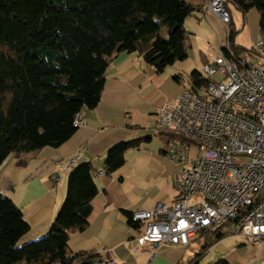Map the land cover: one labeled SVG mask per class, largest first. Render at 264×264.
Wrapping results in <instances>:
<instances>
[{
  "label": "trees",
  "instance_id": "16d2710c",
  "mask_svg": "<svg viewBox=\"0 0 264 264\" xmlns=\"http://www.w3.org/2000/svg\"><path fill=\"white\" fill-rule=\"evenodd\" d=\"M230 5L244 21L255 8L259 30L264 31V0L227 2L229 45L235 52L248 50L235 43L239 29ZM195 9L185 0H0V165L11 153L20 156L66 141L77 128L74 114L99 102L105 69L117 53L137 51L157 72L187 57L190 44L183 22ZM205 83L201 71L190 73L189 85L195 92ZM158 133L182 140L171 130ZM150 138L139 135L109 146L105 172L119 168L126 151ZM96 173L90 161L72 167L64 199L48 230L21 244L18 240L29 224L14 201L0 192V264L97 260L99 254L93 250L72 251L68 246L70 233L89 223Z\"/></svg>",
  "mask_w": 264,
  "mask_h": 264
},
{
  "label": "crops",
  "instance_id": "0c3cea01",
  "mask_svg": "<svg viewBox=\"0 0 264 264\" xmlns=\"http://www.w3.org/2000/svg\"><path fill=\"white\" fill-rule=\"evenodd\" d=\"M185 1L196 7L183 22L190 44L187 57L157 72L137 51L117 53L105 69L99 102L93 108H82L84 123L66 141L20 156L11 153L0 165V192L14 201L29 224L19 244L45 234L64 199L70 169L90 161L97 170L93 176L97 193L89 223L71 232L68 239L72 251L93 250L102 259L88 264H109L110 259L123 264H209L220 259L226 264H264V243L237 233L231 221L193 237L188 244L151 243L156 249L152 256L147 249L134 251L128 246V239L138 236L140 228L130 224L127 213L157 202L169 204L175 196L172 179L180 163L167 150L172 140L180 139L158 133L166 130L156 126L158 106L174 100L190 84V73L200 72L227 44L225 27L207 11V0ZM257 34L250 31L248 46L236 37L235 43L248 48ZM139 135L151 138L126 151L124 163L106 173L104 158L109 146ZM71 159L73 164L68 167ZM196 241L199 249L195 253L190 244ZM197 253L199 258L192 261Z\"/></svg>",
  "mask_w": 264,
  "mask_h": 264
},
{
  "label": "built area",
  "instance_id": "2783aa9c",
  "mask_svg": "<svg viewBox=\"0 0 264 264\" xmlns=\"http://www.w3.org/2000/svg\"><path fill=\"white\" fill-rule=\"evenodd\" d=\"M227 2L207 0L206 9L228 36ZM222 48L202 65L206 83L197 92L188 85L158 106L157 128L182 137L167 150L180 168L172 179L171 203L157 202L129 217L140 228L128 239L134 251L147 249L152 256L151 243L188 244L237 216L236 232L264 243V31L248 50L235 52L228 40ZM83 123L80 110L73 126ZM109 264L123 263L110 259Z\"/></svg>",
  "mask_w": 264,
  "mask_h": 264
},
{
  "label": "rangeland",
  "instance_id": "374dc122",
  "mask_svg": "<svg viewBox=\"0 0 264 264\" xmlns=\"http://www.w3.org/2000/svg\"><path fill=\"white\" fill-rule=\"evenodd\" d=\"M230 8L233 11V16H234L233 20H234V24L236 26V29H242L243 28L242 30L239 31V33L241 32L242 34L240 36L236 37L237 38L236 40L240 44H244L245 46H248L250 43V31H255L257 34V32L259 30L258 29L259 28V13L255 8H252L246 14L245 21H244L243 15L240 12H238V10L236 11V9L231 5H230ZM193 151H195V149H193ZM221 224H220V226H221ZM209 235H210V237L214 236L213 233H210ZM201 241H205V240L201 239ZM190 245H191L190 249L193 252H195V253L198 252L197 250L199 249V247H198L199 242H197V241L192 242Z\"/></svg>",
  "mask_w": 264,
  "mask_h": 264
},
{
  "label": "water",
  "instance_id": "95a60500",
  "mask_svg": "<svg viewBox=\"0 0 264 264\" xmlns=\"http://www.w3.org/2000/svg\"><path fill=\"white\" fill-rule=\"evenodd\" d=\"M94 261H96V259L92 258V259H91V262H94ZM97 261H98V262H101V261H102V259H101V258H99V259H97Z\"/></svg>",
  "mask_w": 264,
  "mask_h": 264
}]
</instances>
